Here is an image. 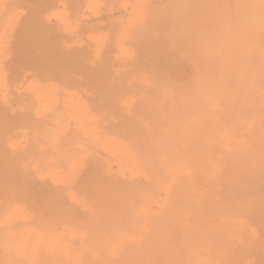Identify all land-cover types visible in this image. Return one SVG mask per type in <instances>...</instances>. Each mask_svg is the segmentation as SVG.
<instances>
[{
	"label": "bare ground",
	"instance_id": "6f19581e",
	"mask_svg": "<svg viewBox=\"0 0 264 264\" xmlns=\"http://www.w3.org/2000/svg\"><path fill=\"white\" fill-rule=\"evenodd\" d=\"M0 264H264V0H0Z\"/></svg>",
	"mask_w": 264,
	"mask_h": 264
}]
</instances>
